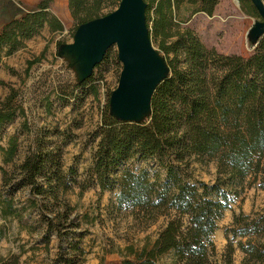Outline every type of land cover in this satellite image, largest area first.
<instances>
[{
	"label": "trees",
	"instance_id": "16d2710c",
	"mask_svg": "<svg viewBox=\"0 0 264 264\" xmlns=\"http://www.w3.org/2000/svg\"><path fill=\"white\" fill-rule=\"evenodd\" d=\"M121 1L68 0V6L78 30L114 12ZM143 1L149 36L152 9L157 16L152 33L162 39L168 74L153 95L148 122L119 119L107 105L94 133L98 142L89 183L83 189L96 184L103 192L117 191L119 209L170 216L153 248L128 249L135 260L125 259L122 264H157L158 257L166 255L172 258L170 264H212V238L224 212L246 184L264 191V33L249 57L220 54L189 29L167 45L173 7L185 0ZM50 2L43 0L37 9L4 25L0 66L46 27L53 33L64 31L62 21L50 11ZM216 5L217 0H203L200 11L212 16ZM251 8L248 14L260 17ZM94 70L80 87L92 83ZM93 89L97 94L95 85ZM16 97L12 89L0 100V135L17 116ZM42 135L21 163L11 170L1 167L0 215L37 233L47 247L56 238L58 253L52 264H85L83 241L88 231L81 228L66 199L77 184V170L65 167L62 148ZM18 150L15 137L7 147L0 145L5 165L14 163ZM149 159L164 169L163 181H153L146 170L129 166ZM211 161L217 163L213 183L190 180L188 170L193 163ZM228 233L232 240L246 239L238 243L246 255L243 264H264V212L236 217ZM0 264H20L19 257H8Z\"/></svg>",
	"mask_w": 264,
	"mask_h": 264
},
{
	"label": "rangeland",
	"instance_id": "374dc122",
	"mask_svg": "<svg viewBox=\"0 0 264 264\" xmlns=\"http://www.w3.org/2000/svg\"><path fill=\"white\" fill-rule=\"evenodd\" d=\"M43 0H0V31L10 20L38 8ZM50 11L63 23L64 31L53 33L46 27L39 35L26 42V46L3 60L0 66V100L4 101L16 91L15 120L7 124L0 135V145L7 147L11 138H17L18 154L13 164L5 165L0 151V190L3 183L1 167L11 170L30 154L41 134L48 142L62 148L65 167L77 170V184L67 194L87 236L83 241L85 264H122L125 259L135 260L128 249L140 252L151 249L166 227L170 216L146 215L139 210L119 209L117 191H102L96 184L89 186V170L97 141L94 133L101 125L104 111L117 90L123 64L116 46L106 53L104 61L94 70L92 83L86 88L80 82L89 72L85 45L76 41V23L68 0H50ZM184 1L173 7L171 24L166 39L173 43L179 33L192 30L204 45L224 55L249 57L264 33V0H217L213 15L200 8L203 0ZM253 5L260 17L251 16ZM151 17L157 18L154 9ZM149 24L150 40L163 62L168 56L161 50V38L152 33L154 21ZM34 61L33 65H29ZM86 64V65H85ZM166 73V71H164ZM92 85V86H91ZM96 86L97 94L93 89ZM149 108L136 116L149 121ZM135 171L146 170L153 181H163L164 169L155 159L134 161L129 164ZM191 181L213 183L217 178V163L195 162L188 170ZM264 212V191L246 184L217 223L213 235L215 252L212 264H243L246 255L238 247V238L232 240L228 231L236 217H255ZM243 241H246L244 239ZM233 253L229 255V246ZM56 238L48 247L41 243L37 233H30L14 219L0 215V262L11 256L19 257L20 264H52L58 253ZM166 255L157 264H170Z\"/></svg>",
	"mask_w": 264,
	"mask_h": 264
},
{
	"label": "water",
	"instance_id": "95a60500",
	"mask_svg": "<svg viewBox=\"0 0 264 264\" xmlns=\"http://www.w3.org/2000/svg\"><path fill=\"white\" fill-rule=\"evenodd\" d=\"M145 12L143 0H122L111 14L81 25L75 38L86 47L89 72L84 78L112 46L117 47L123 70L110 105L116 117L127 121H140L136 116L148 108L151 111L153 95L168 74L164 59L157 57L151 43Z\"/></svg>",
	"mask_w": 264,
	"mask_h": 264
},
{
	"label": "bare ground",
	"instance_id": "6f19581e",
	"mask_svg": "<svg viewBox=\"0 0 264 264\" xmlns=\"http://www.w3.org/2000/svg\"><path fill=\"white\" fill-rule=\"evenodd\" d=\"M86 65V64H85ZM89 65V64H88Z\"/></svg>",
	"mask_w": 264,
	"mask_h": 264
}]
</instances>
